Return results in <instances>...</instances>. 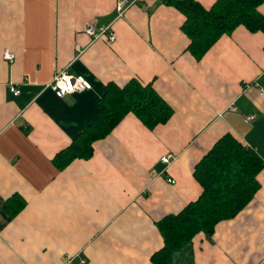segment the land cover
<instances>
[{"label":"crops","instance_id":"1","mask_svg":"<svg viewBox=\"0 0 264 264\" xmlns=\"http://www.w3.org/2000/svg\"><path fill=\"white\" fill-rule=\"evenodd\" d=\"M184 22L162 0H0V264H153L164 246L157 222L200 198L195 167L221 138L264 161V34L239 27L197 61ZM87 26L110 28L115 42H92ZM60 71L92 89L57 97L48 85ZM132 79L154 87L171 120L149 130L129 114L90 160L58 169L108 85ZM258 181L237 217L196 237L195 264H264V170Z\"/></svg>","mask_w":264,"mask_h":264},{"label":"trees","instance_id":"2","mask_svg":"<svg viewBox=\"0 0 264 264\" xmlns=\"http://www.w3.org/2000/svg\"><path fill=\"white\" fill-rule=\"evenodd\" d=\"M162 1L184 15L182 31L190 41L188 52L197 61L239 27L264 34V14L259 11L264 0H217L209 9L196 0ZM101 108L100 116L54 159L58 169L90 160L95 143L108 137L129 114L149 130L167 124L174 115L154 87L138 79L123 87L109 84ZM263 170L264 161L253 149L230 134L221 138L195 167L194 177L203 189L200 198L157 222L164 246L152 256V263L195 264L196 237L211 238L220 222L237 217L260 190L258 176Z\"/></svg>","mask_w":264,"mask_h":264},{"label":"built area","instance_id":"3","mask_svg":"<svg viewBox=\"0 0 264 264\" xmlns=\"http://www.w3.org/2000/svg\"><path fill=\"white\" fill-rule=\"evenodd\" d=\"M127 8V1H120L118 4V10L120 15L122 16ZM85 34H87L91 39L92 42L98 41L103 38H107L109 43H113L116 40L115 35L112 33L110 28H96L95 26H87L85 28ZM5 58L9 61H13L15 56L10 53H5ZM48 87L55 93V95L59 98H63L67 95L74 94V93H81L85 91H89L92 89L91 83L86 80L83 76H71L66 71L57 72L52 80V82L48 85ZM10 91L15 95L18 96L20 94V90L15 86H10ZM264 95V91H263ZM230 110L236 111L235 107H230ZM255 116H250L246 118V123L251 125L255 121ZM175 157L172 154H168L161 158V162L165 165L166 170L171 166ZM166 170L163 171L162 175L166 177V180L169 184L175 185L176 180L171 178L170 176H166ZM86 262L83 261L82 264ZM65 264H73V260L68 258Z\"/></svg>","mask_w":264,"mask_h":264}]
</instances>
